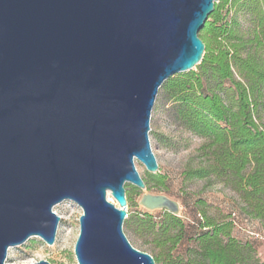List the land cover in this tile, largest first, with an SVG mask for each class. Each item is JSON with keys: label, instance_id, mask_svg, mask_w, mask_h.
Segmentation results:
<instances>
[{"label": "water", "instance_id": "1", "mask_svg": "<svg viewBox=\"0 0 264 264\" xmlns=\"http://www.w3.org/2000/svg\"><path fill=\"white\" fill-rule=\"evenodd\" d=\"M219 2L0 0V264L31 238L54 245L65 201L83 212L78 264H156L124 232L125 186L147 189L136 161L159 171L158 93L201 64L199 34ZM140 204L180 209L165 195Z\"/></svg>", "mask_w": 264, "mask_h": 264}, {"label": "trees", "instance_id": "2", "mask_svg": "<svg viewBox=\"0 0 264 264\" xmlns=\"http://www.w3.org/2000/svg\"><path fill=\"white\" fill-rule=\"evenodd\" d=\"M199 36L206 51L197 70L161 87L175 122L204 141L201 163L183 175L230 189L240 212L259 222L264 233V0H220ZM153 178L154 186L164 189L165 177ZM204 205L202 200L196 205L198 228L166 211L160 221L148 213L131 214L124 226L149 240L156 264H264L254 246L263 242L239 241L232 217H209ZM185 241L193 247L187 256H175Z\"/></svg>", "mask_w": 264, "mask_h": 264}, {"label": "rangeland", "instance_id": "3", "mask_svg": "<svg viewBox=\"0 0 264 264\" xmlns=\"http://www.w3.org/2000/svg\"><path fill=\"white\" fill-rule=\"evenodd\" d=\"M170 109L171 102L161 89L152 111L149 134L159 171L156 174L149 173L142 163L136 161L140 176L148 182L151 189L140 190L131 184H126L127 196L131 198L128 215L142 216L148 213L156 221H160L164 210L149 211L140 204V201L143 194L165 195L179 204L178 217L185 225L198 228L200 208L196 205L202 200L205 203L203 209L209 217L218 220L236 217L238 227L234 229V236L242 242L251 241L247 232H260L261 225L240 212L235 193L217 183L185 179L184 171L188 167H197L201 163L199 149L204 141L175 122ZM260 117V122L264 125V110ZM153 176L165 177L164 189L154 186ZM55 211L62 218L55 244L49 246L39 237L31 238L25 244L9 250L6 264H35L40 261H48L50 264H78L74 248L80 232L79 219L83 213L82 209L72 201H65L55 207ZM234 213L236 216H233ZM124 232L136 249L151 253L152 245L147 242L149 241L147 238L137 237L125 226ZM193 245V242H183L177 247L174 255L187 256V250ZM254 246L257 249L258 258L264 262V244L254 242Z\"/></svg>", "mask_w": 264, "mask_h": 264}, {"label": "built area", "instance_id": "4", "mask_svg": "<svg viewBox=\"0 0 264 264\" xmlns=\"http://www.w3.org/2000/svg\"><path fill=\"white\" fill-rule=\"evenodd\" d=\"M54 211H55V209H54ZM55 213L57 214L56 211H55ZM127 213H128V209H127ZM128 216L129 215H127L126 218H128ZM233 216H236V214L234 213ZM232 221L234 222L235 227H238V223H237L236 217H232ZM247 233L249 234L250 238L259 240V241L264 243V233L262 231H260V232H257V231L250 232V231H248Z\"/></svg>", "mask_w": 264, "mask_h": 264}, {"label": "bare ground", "instance_id": "5", "mask_svg": "<svg viewBox=\"0 0 264 264\" xmlns=\"http://www.w3.org/2000/svg\"><path fill=\"white\" fill-rule=\"evenodd\" d=\"M108 199L110 202L114 203L115 205H118L117 201L112 197L111 194L108 195Z\"/></svg>", "mask_w": 264, "mask_h": 264}]
</instances>
